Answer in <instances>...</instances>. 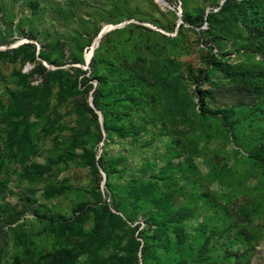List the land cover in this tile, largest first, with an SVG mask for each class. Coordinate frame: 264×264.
<instances>
[{
    "label": "rangeland",
    "instance_id": "1",
    "mask_svg": "<svg viewBox=\"0 0 264 264\" xmlns=\"http://www.w3.org/2000/svg\"><path fill=\"white\" fill-rule=\"evenodd\" d=\"M238 3L0 0V264H264V0Z\"/></svg>",
    "mask_w": 264,
    "mask_h": 264
},
{
    "label": "trees",
    "instance_id": "2",
    "mask_svg": "<svg viewBox=\"0 0 264 264\" xmlns=\"http://www.w3.org/2000/svg\"><path fill=\"white\" fill-rule=\"evenodd\" d=\"M225 3V2H224ZM256 4V0H239L238 3V7L242 10L243 13V20L245 22V24L247 26H250L251 24V9H253V6ZM260 10H264V6L262 8H259ZM256 28V32L254 33L255 36H258L259 40H263L264 41V17L262 20L259 21H255L254 22ZM233 80H238L241 79L245 82H248V79L252 76L245 74V73H241L238 71H233ZM99 90L94 89L93 92V102L94 104L97 103V94H98ZM205 92H203L202 90L198 91V101L201 103H203V98H204ZM99 139H101V136L99 135ZM101 226L102 224L99 221H96L95 226H94V232L96 234H99L101 231ZM136 229L139 227V224H136ZM140 233V235H142L141 231H138V234ZM136 247L138 248L139 243L135 244ZM81 254V251H58V252H54L51 256L50 259L41 262L40 264H70L72 259L75 257H78ZM195 254H191L190 255V260H192L194 258Z\"/></svg>",
    "mask_w": 264,
    "mask_h": 264
},
{
    "label": "water",
    "instance_id": "3",
    "mask_svg": "<svg viewBox=\"0 0 264 264\" xmlns=\"http://www.w3.org/2000/svg\"><path fill=\"white\" fill-rule=\"evenodd\" d=\"M113 28H116V27H112V26H106V27H104V28L99 32V34H98L97 44H98L100 38L102 37V35H103L104 33H106L107 31H109L110 29H113ZM97 44L94 46L95 48H96ZM93 49H94V48H93ZM93 49H92V53H93V51H94ZM88 62H89V59H88V61H87L86 63H88Z\"/></svg>",
    "mask_w": 264,
    "mask_h": 264
},
{
    "label": "bare ground",
    "instance_id": "4",
    "mask_svg": "<svg viewBox=\"0 0 264 264\" xmlns=\"http://www.w3.org/2000/svg\"><path fill=\"white\" fill-rule=\"evenodd\" d=\"M159 1V3H162V0H158ZM98 38V37H97ZM97 38H96V40H95V44L97 43Z\"/></svg>",
    "mask_w": 264,
    "mask_h": 264
}]
</instances>
